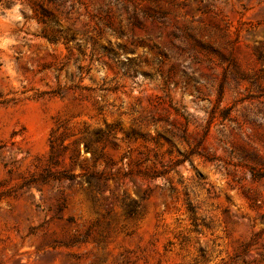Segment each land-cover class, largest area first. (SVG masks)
<instances>
[{
    "label": "rangeland",
    "instance_id": "374dc122",
    "mask_svg": "<svg viewBox=\"0 0 264 264\" xmlns=\"http://www.w3.org/2000/svg\"><path fill=\"white\" fill-rule=\"evenodd\" d=\"M260 175L264 0H0V264H264Z\"/></svg>",
    "mask_w": 264,
    "mask_h": 264
},
{
    "label": "trees",
    "instance_id": "16d2710c",
    "mask_svg": "<svg viewBox=\"0 0 264 264\" xmlns=\"http://www.w3.org/2000/svg\"><path fill=\"white\" fill-rule=\"evenodd\" d=\"M47 41L50 42L51 39L47 38ZM61 95V93H57ZM105 136V133L97 130L93 133V135H90L86 137L84 140V146L86 150L90 149L92 144L99 143L103 141ZM62 151L67 150L68 148L66 146H61ZM93 154V152H92ZM60 154L54 149L53 141H50V155L48 157V164L50 166H57L59 164V161L57 159V156ZM100 157V155L95 157V160H97ZM70 162L72 164H75L74 156L70 157ZM82 172L78 175L70 174L66 170L54 172L51 171L49 168H44L42 172H40L37 176H31L30 179L26 180L24 182L25 186H35L38 184H48L50 181H61L65 180L68 182H73L77 177H83L87 186H93L96 190L100 189V184L106 179V175L103 172H85L82 165H79ZM260 177L264 178V175H260ZM132 212V210H130Z\"/></svg>",
    "mask_w": 264,
    "mask_h": 264
}]
</instances>
